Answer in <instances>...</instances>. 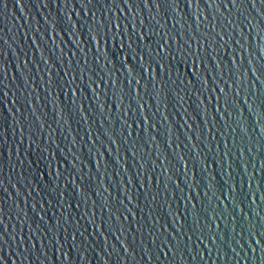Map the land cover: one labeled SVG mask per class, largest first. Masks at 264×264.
<instances>
[{
  "label": "water",
  "instance_id": "95a60500",
  "mask_svg": "<svg viewBox=\"0 0 264 264\" xmlns=\"http://www.w3.org/2000/svg\"><path fill=\"white\" fill-rule=\"evenodd\" d=\"M0 264H264V0H0Z\"/></svg>",
  "mask_w": 264,
  "mask_h": 264
}]
</instances>
